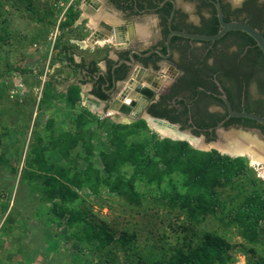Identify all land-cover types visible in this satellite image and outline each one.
I'll use <instances>...</instances> for the list:
<instances>
[{
	"label": "rangeland",
	"instance_id": "rangeland-1",
	"mask_svg": "<svg viewBox=\"0 0 264 264\" xmlns=\"http://www.w3.org/2000/svg\"><path fill=\"white\" fill-rule=\"evenodd\" d=\"M68 2L0 0V264H56V261L59 264L61 260L70 264H93L96 258L91 244L73 237L76 227L69 229L67 224L59 225L51 221L53 210L58 207L57 200L48 201L42 198L39 190L32 191V181L27 172L31 167L37 168L30 163L34 152L32 146L39 142V137L44 139L41 144L47 148L45 153L49 161L64 164L70 159L78 165L80 173L88 164H93V167L99 168L102 178L107 176L102 154L114 149L111 144L112 123L128 126L125 132L130 143L146 137L172 139L153 129L144 118L131 120L128 117L123 120L116 116L117 110L110 111L114 113L111 115L101 107L85 104L82 98L85 92L82 87L85 85L79 86L78 99L69 100V94L74 96L75 90L72 92L73 84L67 86L66 82L74 81L76 74L69 73L63 58L58 61L62 65L56 66L57 61L52 57L55 21L63 19ZM55 10H58V18L55 17ZM76 50L78 55L83 52L87 58L91 57L87 49L78 47ZM230 50L235 52L237 46L232 45ZM83 113L89 123L81 124L82 129H78L73 120ZM237 129L253 140L246 145H256L264 157V134L252 128L238 126ZM65 130L77 134L80 143L76 137L77 144L73 142V146L62 155L59 150L65 139L61 133ZM88 146L91 154L88 153ZM248 165L256 176L264 180L260 171L264 162L260 166H251L248 160ZM122 168L128 176L133 171L128 165ZM152 187L155 190L156 186ZM99 188L101 192L95 196L86 185L75 187L79 197L73 204L81 207L91 219L107 221L117 228L115 237L121 230L129 233L137 230L139 251L149 255L152 249L163 247L159 253H166L167 256L169 253L165 249L167 251L169 245L164 244H174L183 238L179 225L182 220L174 218L171 224H167V217L161 219L156 210L149 208L146 213H139L120 199L118 201L117 195L110 193L105 186ZM141 188L145 187L142 185ZM9 212L16 216L11 233L5 229ZM160 220L163 222L160 223ZM152 224L157 227H152L153 230L147 228ZM260 224V238L264 242V219ZM227 231L232 241H240L233 228ZM219 232L223 233L221 229ZM45 237L47 240L44 243ZM262 242L259 247L264 252ZM15 244L28 251L26 257L14 248ZM36 245H40L37 250ZM117 256V264H121L124 255L119 253ZM237 258L238 264L245 263L243 254Z\"/></svg>",
	"mask_w": 264,
	"mask_h": 264
},
{
	"label": "trees",
	"instance_id": "trees-1",
	"mask_svg": "<svg viewBox=\"0 0 264 264\" xmlns=\"http://www.w3.org/2000/svg\"><path fill=\"white\" fill-rule=\"evenodd\" d=\"M219 29L220 26L211 28L208 33H215ZM259 29L264 32V26ZM217 41L224 42L229 48L237 46V50L230 55L244 68L243 72L247 76L239 79L238 71L239 74L234 75L235 83L232 84H240L245 88V93H248L252 80L261 72L263 75L261 74L260 82H263L264 53L249 34L232 30ZM78 88L79 85H72L71 90L75 92L74 96L69 94V100L74 101L80 97ZM226 89L231 101L232 90L230 86H226ZM259 106L261 107V101L250 102L247 103L246 110L264 115ZM85 117L83 113L73 120L78 129L81 124L84 126L89 123ZM82 118L85 120L82 121ZM216 123L218 120L199 124L209 127ZM231 124L259 126L264 132L263 123L246 117H230L225 125ZM110 126L113 129L111 144L114 149L102 154L106 177L102 178L99 168L93 167V164H88L80 173L78 165L70 159L64 164L49 161L45 153L46 146L41 144L42 137L38 138L37 144L33 142L32 146L34 152L30 165H37V168L31 167L27 172L32 181V191L39 190L42 198L48 201L57 200L58 207L54 208L51 221L59 225L67 224L69 229L76 227L73 237L91 244V250L96 256L93 264H117L119 253L124 255L121 264H238L237 257L240 254L245 256L244 264H264V252L259 247L262 242L260 223L264 219V180L256 176L246 157H232L216 149L199 150L188 141L170 138L146 137L130 143L127 141L128 133L125 132L128 126L113 123ZM198 132L195 130V133ZM61 135L65 139V142L59 140L63 143L59 150L62 155L73 146V142L80 143L77 134L69 130ZM87 150L91 154L89 146ZM125 165L133 168L129 176L122 168ZM141 184L145 188L142 189ZM83 185L88 186L95 196L99 195V187L103 185L110 193L117 195L118 201L120 199L139 213L144 214L149 208L156 210L155 213L161 219L167 217V224H171L170 221L174 218L182 220L179 225L183 238L174 244H164L169 245L167 251L165 249L168 256L165 252L159 253L163 247L160 250L152 249L149 255L139 251L137 230L130 233L121 230L119 236L115 237L117 228H113L107 221L91 219L81 207L73 204L79 197L74 188ZM153 185L156 186L155 190ZM149 192L152 194L148 196ZM159 210L162 211L158 212ZM35 212L37 213L36 210ZM15 219L16 216L9 212L6 217L8 225L5 227L9 233L12 232ZM152 227L157 226H147L153 230ZM231 228L240 238L239 242L229 238L227 230ZM45 240L46 237L44 243ZM262 243L264 246V242ZM39 247L40 245H36L35 249ZM14 248L23 257L27 256L28 251L24 247L15 244ZM60 262L59 264H70L64 260Z\"/></svg>",
	"mask_w": 264,
	"mask_h": 264
},
{
	"label": "flooded vegetation",
	"instance_id": "flooded-vegetation-1",
	"mask_svg": "<svg viewBox=\"0 0 264 264\" xmlns=\"http://www.w3.org/2000/svg\"><path fill=\"white\" fill-rule=\"evenodd\" d=\"M68 1L63 19L55 21L52 57L57 63L65 58L67 69L76 72L74 84L89 85L86 104L107 112L117 98L127 96L137 111L134 116L123 114L126 117L165 118L207 139L217 138V130H209L217 123L209 127L199 123H219L228 116L221 98L224 92L228 97L226 86L232 90L230 102L236 111L261 101L258 108L264 112L262 72L252 80L248 93L240 84H232L238 71L239 79L247 75L227 44L180 34L170 37L172 30L209 34V29L220 26L218 3L225 21H246L259 29L264 26V0ZM54 13L58 18V10ZM83 41L89 46L80 44ZM78 47L87 49L91 57L78 55ZM224 126L264 134L259 126Z\"/></svg>",
	"mask_w": 264,
	"mask_h": 264
},
{
	"label": "water",
	"instance_id": "water-1",
	"mask_svg": "<svg viewBox=\"0 0 264 264\" xmlns=\"http://www.w3.org/2000/svg\"><path fill=\"white\" fill-rule=\"evenodd\" d=\"M217 8H218V17L220 20V29L217 32L211 33V34H198V33H190V32H185V31L172 30L170 37L172 34H180V35L198 39V40L214 41V40H217L223 37L225 33H227L228 31L240 30V31H243L249 34L257 42L258 46L261 48L262 52L264 53V33L262 31H260L257 27L253 26L252 24L246 21H240V20L225 21L223 19L221 6L219 3H218ZM145 89L146 88L142 89L141 91L144 92ZM126 97L127 96H125L124 99L117 98L115 102L110 106L107 112L109 113L110 110H117L116 116H118L119 119H123V120H127L125 118H128L123 114H131V115L133 114L134 116L135 115L134 113L137 110L136 108L132 106V100L131 101L127 100ZM82 98L83 100H86L87 95L84 94ZM221 98L223 99V101L225 102L227 106L228 116L225 119L221 120L219 123H217L215 126L209 128V130H215V129L217 130L218 136L215 139H207L205 135H199L190 130L182 129L177 123L172 122L165 118H159V117H154L150 115V116H147L146 119L148 123L150 121H154L157 124H161V126L170 127L173 130H175L174 136L167 135L171 137L172 139L185 140V141H188L189 143H191V140H197V141L199 140L205 145L206 144H213V145L209 147H199V146L194 145V147H199L204 150L216 149L223 154H228L233 157L243 156L248 159V157L244 153H233L230 151L222 150L218 147V145H222L228 148H232V146L235 144L234 142H238L239 137L237 136L245 135L244 133H242L240 130H238L235 127L226 128L224 126V123L229 117H246V118H250L252 120H255L257 122L264 124V115L256 113V112L248 111L246 109H243L240 111L234 110L225 92L221 95ZM96 102L98 105L101 103L99 100H97ZM91 105L95 106L94 104H91ZM232 135L235 137H231ZM230 138H233V139H230ZM235 138L237 140H235Z\"/></svg>",
	"mask_w": 264,
	"mask_h": 264
},
{
	"label": "bare ground",
	"instance_id": "bare-ground-1",
	"mask_svg": "<svg viewBox=\"0 0 264 264\" xmlns=\"http://www.w3.org/2000/svg\"><path fill=\"white\" fill-rule=\"evenodd\" d=\"M86 45L89 46L88 43H86ZM149 124L153 129L157 130L158 132H160L163 135H172V136L175 135V130H173L170 127L161 126V124H157L154 121H150ZM231 137H235V136L232 135ZM237 137H239L238 142H234L235 144L232 146V148H228V147L222 146V145H218V147L222 150L230 151L233 153H244L248 157V160L250 161L251 166H257V165L260 166L264 162V157L261 155L260 150H259L260 148L257 149L256 145L255 146L246 145V144L253 142V140H250L247 135H239ZM230 139H233V138H230ZM191 143L193 145H196L199 147H207V145H208V144H206V145L203 144L199 140L198 141L197 140H191ZM211 145H213V144H211ZM260 171H261V175L264 177V166L261 167Z\"/></svg>",
	"mask_w": 264,
	"mask_h": 264
},
{
	"label": "crops",
	"instance_id": "crops-1",
	"mask_svg": "<svg viewBox=\"0 0 264 264\" xmlns=\"http://www.w3.org/2000/svg\"><path fill=\"white\" fill-rule=\"evenodd\" d=\"M80 44H83V46H86V43H85L84 41H83V42H80ZM62 58H63V59H62ZM61 59H62V60H65L64 57H61ZM58 65H59V64L57 63L56 66H58ZM69 73H71V74H74V73H75V74H76V72H70V71H69ZM66 84H67V86H68V85L70 86L71 84H74V82H73V81H67ZM88 86H89V85H85L84 88L82 87V90H83V91L85 90V92H83L82 95L86 94L87 89L89 88ZM83 101L85 102V104L87 103L86 100H83ZM87 105H88V104H87ZM91 106H93V105H91Z\"/></svg>",
	"mask_w": 264,
	"mask_h": 264
}]
</instances>
